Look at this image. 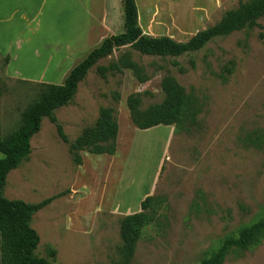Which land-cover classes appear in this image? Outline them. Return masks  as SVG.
I'll return each mask as SVG.
<instances>
[{
  "label": "rangeland",
  "instance_id": "374dc122",
  "mask_svg": "<svg viewBox=\"0 0 264 264\" xmlns=\"http://www.w3.org/2000/svg\"><path fill=\"white\" fill-rule=\"evenodd\" d=\"M136 1L146 34L186 42L249 0ZM62 12H50L53 27L63 21ZM108 15L113 34L124 32L122 0H108ZM86 55L44 75L62 84L61 77ZM124 56L137 64V73L111 68ZM3 60L0 127L7 137L46 82L8 74ZM101 66L109 68L105 75ZM168 75L184 88L195 121L140 131L127 99L140 94L141 109L161 103ZM103 107L114 110L119 124L117 151H81L82 163L76 164L70 144ZM55 117L57 123L43 120L31 139L32 152L8 174L3 191L6 198L27 203L55 197L32 219L40 236L38 257L53 264H124L120 220L141 212L148 196L154 197L150 220L129 264H201L225 238L264 217V17L252 29L216 37L178 57L142 55L130 45L114 50L89 71L74 100ZM58 124L69 143L59 136ZM222 264H264V237L247 249L232 247Z\"/></svg>",
  "mask_w": 264,
  "mask_h": 264
},
{
  "label": "trees",
  "instance_id": "16d2710c",
  "mask_svg": "<svg viewBox=\"0 0 264 264\" xmlns=\"http://www.w3.org/2000/svg\"><path fill=\"white\" fill-rule=\"evenodd\" d=\"M124 10V32L107 37L100 46L93 49L68 74L64 83H40V91L21 116L17 130L7 137L2 136L0 127V264H53L44 257H38L36 250L40 242L38 232L32 227L33 216L47 207L55 197L38 203L11 200L3 195L8 174L19 167L32 152L31 139L42 126L45 118L57 123L55 112L69 105L75 98L80 83L89 71L101 60L110 56L114 50L130 45L142 55L159 57H178L196 52L216 37L227 36L244 28L252 29L258 20L264 17V0L241 1L237 8L228 10L223 18L213 26L196 33L186 42H178L169 36H151L146 34L139 24V10L136 0H122ZM10 57L3 60L4 67ZM177 64V62L175 63ZM131 69L138 72V66L129 57L124 56L112 69ZM102 75L109 68L99 67ZM165 98L161 103L141 109V95L132 94L127 99L133 124L141 129L159 125H181L186 119L195 121L196 110L192 108L184 88L173 76L162 80ZM59 136L66 143L69 139L58 124ZM119 124L114 110L103 107L92 126L83 129L77 139L70 144L69 152L76 164L82 163L81 151L95 155H114L117 151ZM153 196L141 202V212L125 215L120 220V236L123 242L121 251L124 264H129L134 256L136 245L141 238L143 228L150 220L147 210L152 207ZM264 237V217L243 228L237 237L224 239L219 249L201 264H222L232 247L247 249Z\"/></svg>",
  "mask_w": 264,
  "mask_h": 264
},
{
  "label": "crops",
  "instance_id": "0c3cea01",
  "mask_svg": "<svg viewBox=\"0 0 264 264\" xmlns=\"http://www.w3.org/2000/svg\"><path fill=\"white\" fill-rule=\"evenodd\" d=\"M61 8L63 21L53 27L49 14ZM114 24L108 15V0H0V58L10 57L4 67L8 74L60 82L44 74L53 67L58 71L67 67L77 54L88 55L114 35ZM35 72L43 75H28ZM67 76L68 72L61 81Z\"/></svg>",
  "mask_w": 264,
  "mask_h": 264
}]
</instances>
